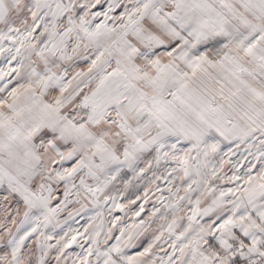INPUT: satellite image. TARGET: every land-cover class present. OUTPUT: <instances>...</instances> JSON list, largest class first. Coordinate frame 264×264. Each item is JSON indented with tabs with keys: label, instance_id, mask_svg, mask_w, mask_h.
<instances>
[{
	"label": "snow or ice",
	"instance_id": "6c2138e0",
	"mask_svg": "<svg viewBox=\"0 0 264 264\" xmlns=\"http://www.w3.org/2000/svg\"><path fill=\"white\" fill-rule=\"evenodd\" d=\"M0 264H264V0H0Z\"/></svg>",
	"mask_w": 264,
	"mask_h": 264
}]
</instances>
